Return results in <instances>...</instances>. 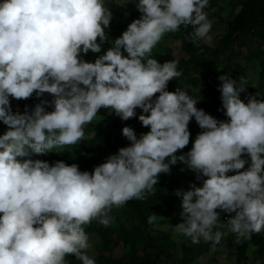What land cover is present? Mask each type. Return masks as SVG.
I'll return each instance as SVG.
<instances>
[{
	"label": "clouds",
	"instance_id": "obj_1",
	"mask_svg": "<svg viewBox=\"0 0 264 264\" xmlns=\"http://www.w3.org/2000/svg\"><path fill=\"white\" fill-rule=\"evenodd\" d=\"M209 0H139L141 13L94 63L81 53L101 51L112 13L105 0H2L0 2V264H96L85 231L96 220L114 222L113 207L155 194L161 173L183 162L201 187L182 196V222L176 234L210 243L215 252L222 238L236 243L264 232V100L240 98L247 80L221 75L218 88L227 121L196 107L197 100L169 81L180 77L178 62L160 64L147 58L162 37L181 25H194L191 42L210 44L212 22L204 9ZM101 43H98L97 40ZM123 50V51H122ZM203 51V49H201ZM124 53H127L125 56ZM199 54V53H198ZM50 94L29 112H13L10 97L26 100ZM159 94L155 99V94ZM54 110L48 112L45 106ZM121 120L136 116L150 131L138 138L125 126L130 146L122 147L90 173L77 164L51 165L31 159L54 148L77 145L101 108ZM201 131L186 155L189 122ZM250 166L244 169L249 160ZM24 158V159H18ZM236 171L235 175H227ZM230 215L220 222V212ZM158 216H148L154 224ZM214 229H216L214 231ZM220 229H226L221 231ZM255 251V246H251Z\"/></svg>",
	"mask_w": 264,
	"mask_h": 264
},
{
	"label": "trees",
	"instance_id": "obj_2",
	"mask_svg": "<svg viewBox=\"0 0 264 264\" xmlns=\"http://www.w3.org/2000/svg\"><path fill=\"white\" fill-rule=\"evenodd\" d=\"M220 1L221 0H209V4L205 10L211 12L219 5ZM138 3L139 0H129L127 2L126 8L131 13L127 21L121 18L122 6L117 8V5L113 4L110 10L112 13L110 24L105 28L107 37L105 41L108 40L109 36L116 38L120 37L133 20L140 18L141 13L136 7ZM240 5V11L234 15L229 23V29L225 40H237L241 35L250 32L256 38H260L264 41V0H239L235 2L234 7L236 8ZM195 27L196 26L191 24L187 26L181 25L177 32L165 34L152 49L148 57L142 59V63H146L147 58L155 59L160 64L167 61L178 62L177 70L181 71L182 75L169 81L167 91L175 92L177 88H180L198 101L196 104L198 109H203L206 114L213 116L217 120L225 121L228 117L224 114L221 94L218 90L219 87L214 85L211 81L214 68L220 57L221 46L219 45L213 48L202 41L198 42L199 46L194 45L189 35L195 30ZM107 32H109V35ZM172 40H180L181 42V49L185 54L179 59L174 54L175 48L172 45ZM97 41H100L99 38ZM223 41L224 40H222L221 43H223ZM201 49H203V51H201ZM124 55L126 56L127 53H124ZM192 66L199 68L202 76H194L188 81H185L187 70ZM241 76L245 78L243 73L240 74L239 78ZM186 83L203 87V94L198 95L193 89L187 87ZM245 89L246 90L240 94V98L247 103L248 97L252 95L248 91L249 87L247 84H245ZM52 99L53 97L50 95L45 100L51 101ZM45 110L51 112L54 110V106L51 104L46 105ZM135 111L136 116L127 121H123L117 116L114 121L94 130L90 142L92 144L101 143L103 146H97L93 154L83 152L81 147L70 145L63 148V153H56V148H54L45 155H33L39 160L48 162L50 166L54 165L57 161H64L67 165L77 164L79 170L82 172L88 171L91 173L96 166L106 162L107 158L110 155L116 154L120 148L130 146L131 142L122 134V129L125 126L133 128L138 138L141 134L150 131V127H144L138 119L139 115H147V113H142V110L139 108ZM188 129L190 134H199L203 131L198 126L194 117L190 120ZM6 130L7 126L0 122V135H3ZM192 136H190L189 144L184 149L177 151V156L186 155L191 150L196 139ZM242 158L249 160V163L245 165L244 169L239 171H246L250 166V159L246 154L243 155ZM234 174H237V172L230 171L227 173V175ZM196 176L197 175L186 172L185 164L178 161L176 165L170 166V173H161L159 175L158 184L154 186L156 190L154 195L148 196L144 201H129L122 208L113 207L110 215H112L114 219L120 220L119 226L115 228L110 226L104 227L96 220L84 226L87 234L98 232L103 240L101 252L94 258L96 264H166L170 260L171 254L169 249L173 241L170 231L165 228H158L157 225L167 223L174 205V199L169 195L168 191L179 190L184 186L190 187L192 184L201 187L203 179L206 178L197 180ZM153 213H158L163 218L160 221H156L154 224H149L148 216ZM230 215H234V213ZM220 221L225 223L227 220ZM215 230L216 229H214V231ZM220 230L225 231L226 229ZM118 240L122 241L130 251L121 258L115 260L113 258V249L114 244ZM225 242L227 250L237 255L239 264H250L247 262L249 245L255 246L254 254L256 259L264 256V232L253 234L250 241L244 240L240 244L236 243L235 234L229 233L225 238ZM220 244L217 245V250L214 253L220 250ZM210 247V243L206 242L202 243L198 249L189 245H184L183 259L187 263L195 261L199 259L202 254L211 252ZM66 260L69 264H81L74 256H67ZM252 264H264V261L257 262L256 260Z\"/></svg>",
	"mask_w": 264,
	"mask_h": 264
},
{
	"label": "rangeland",
	"instance_id": "obj_3",
	"mask_svg": "<svg viewBox=\"0 0 264 264\" xmlns=\"http://www.w3.org/2000/svg\"><path fill=\"white\" fill-rule=\"evenodd\" d=\"M129 0H105V4L109 9H112L113 4L117 5V8L122 6L121 10V18L124 21H127L131 13L127 10L126 4ZM239 0H221L219 5L215 7L211 12H208L204 9L207 13V18L212 22V29L210 35L212 36V41L209 44L211 47L215 48L217 46H221V53L219 60L213 71V77L211 81L214 85L220 86L221 81L218 79L221 75H230L233 79L239 81L240 74L245 75V79L247 80V85L249 87V93L252 96H256L257 99L263 100L264 94V41L260 38H256L250 32L241 35L237 40L230 39L225 40V37L228 33L229 23L231 19L234 17L236 13H238L241 9V5L238 7H234L235 2ZM2 2V0H0ZM197 27V26H196ZM109 35V32H107ZM116 37L109 36L107 41L101 43V51L98 53H93L89 51L87 54L81 53V59L86 62L94 63L95 60L106 53V51L111 48L114 44ZM223 41V43H221ZM172 45L175 48V56L179 59L185 53L181 49V42L180 40H172ZM194 76H202L201 70L195 66H192L190 69L187 70V76L185 81L193 78ZM187 87L191 88L196 92L198 95H202L203 91L201 86H194L191 83H186ZM159 94H155L154 99ZM116 115L113 111L106 108L99 109L97 113V118L94 121L85 127V138L84 140L80 141L76 147H81L83 152L87 153H95L97 146L103 144L96 143L92 144L90 142L91 138L93 137L94 130L100 126L109 124L110 122L116 119ZM227 118L225 121H227ZM193 135V136H192ZM198 133L190 134V136L196 138ZM64 149H55L57 153H63ZM31 159H37L36 156L32 155ZM19 159V158H18ZM185 170L189 174L197 175L194 171L188 168L185 164ZM190 190V187L184 186L179 190H169L168 193L174 199V205L171 210V214L167 220L166 224H158V228H165L166 230L170 231L171 238L173 241L172 246L169 249L171 254L170 260L166 264H239L237 255L227 250L225 238H222L220 250L216 253L214 252H207L200 256L199 259L191 262H185L183 259L184 256V245H189L195 249H198L199 246L204 243L203 240L199 244H192L191 239L184 237L183 235L176 234L173 230V226L182 222L180 213L182 212V196H178L176 193L184 192ZM158 216L157 221H160L163 217L160 214H156ZM221 222V221H220ZM226 223V222H225ZM120 224V220L114 219V222L110 225V227H117ZM226 231V230H225ZM89 235V242L91 243L92 247L89 249L88 254L92 258H96L101 252V247L103 240L98 232H91L88 233ZM251 246L249 245L247 251V262L252 264L254 261L263 262L264 256L261 258H255L254 251L251 250ZM130 250L125 244L118 240L114 244L113 249V258L115 260L121 258Z\"/></svg>",
	"mask_w": 264,
	"mask_h": 264
},
{
	"label": "built area",
	"instance_id": "obj_4",
	"mask_svg": "<svg viewBox=\"0 0 264 264\" xmlns=\"http://www.w3.org/2000/svg\"><path fill=\"white\" fill-rule=\"evenodd\" d=\"M50 96V94L45 93L42 97L37 98L35 93L33 96L26 100H15L13 98L10 99L11 107L13 112L19 111L21 114L25 112L27 109L29 112L34 108V106L41 102V100H45ZM235 175V174H234ZM218 212H220V220H227L230 217V214H227L225 212H221L219 209H217Z\"/></svg>",
	"mask_w": 264,
	"mask_h": 264
}]
</instances>
